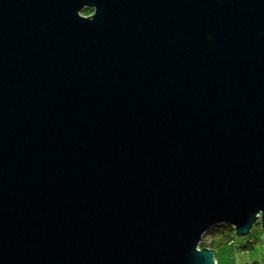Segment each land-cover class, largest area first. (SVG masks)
Returning <instances> with one entry per match:
<instances>
[{"label":"water","instance_id":"1","mask_svg":"<svg viewBox=\"0 0 264 264\" xmlns=\"http://www.w3.org/2000/svg\"><path fill=\"white\" fill-rule=\"evenodd\" d=\"M257 220L264 0H0V264H215Z\"/></svg>","mask_w":264,"mask_h":264},{"label":"rangeland","instance_id":"2","mask_svg":"<svg viewBox=\"0 0 264 264\" xmlns=\"http://www.w3.org/2000/svg\"><path fill=\"white\" fill-rule=\"evenodd\" d=\"M80 12L81 15L88 16L92 14L93 10L91 7H85ZM227 230V224H215L206 230L201 239L205 240L206 242L216 241L220 237V234ZM262 232L263 230L260 226V222L257 220L253 224L249 233L245 236H237L234 234L232 241H226L220 245L215 243L214 246L211 247L201 246L199 242L198 247L213 248L215 250L213 256L217 260L218 264H235L259 261L264 259L261 241ZM247 241L254 245L252 247L243 249L240 245H243Z\"/></svg>","mask_w":264,"mask_h":264},{"label":"trees","instance_id":"3","mask_svg":"<svg viewBox=\"0 0 264 264\" xmlns=\"http://www.w3.org/2000/svg\"><path fill=\"white\" fill-rule=\"evenodd\" d=\"M234 236V229L228 225V230L227 231H223L220 234V237L216 240V241H210V242H206L205 240L201 239L200 240V245L201 246H214V244L216 243L217 245H220L226 241H232ZM254 244L249 243L248 241L245 242L243 245H240L243 249L252 247ZM216 246V245H215ZM239 247V246H238ZM236 264V263H235ZM239 264H264V259L259 260V261H252V262H245V263H239Z\"/></svg>","mask_w":264,"mask_h":264},{"label":"bare ground","instance_id":"4","mask_svg":"<svg viewBox=\"0 0 264 264\" xmlns=\"http://www.w3.org/2000/svg\"><path fill=\"white\" fill-rule=\"evenodd\" d=\"M215 264H218L217 260L215 259Z\"/></svg>","mask_w":264,"mask_h":264},{"label":"built area","instance_id":"5","mask_svg":"<svg viewBox=\"0 0 264 264\" xmlns=\"http://www.w3.org/2000/svg\"><path fill=\"white\" fill-rule=\"evenodd\" d=\"M236 264H238V263H236Z\"/></svg>","mask_w":264,"mask_h":264},{"label":"crops","instance_id":"6","mask_svg":"<svg viewBox=\"0 0 264 264\" xmlns=\"http://www.w3.org/2000/svg\"><path fill=\"white\" fill-rule=\"evenodd\" d=\"M264 254V253H263Z\"/></svg>","mask_w":264,"mask_h":264},{"label":"flooded vegetation","instance_id":"7","mask_svg":"<svg viewBox=\"0 0 264 264\" xmlns=\"http://www.w3.org/2000/svg\"><path fill=\"white\" fill-rule=\"evenodd\" d=\"M92 9V8H91Z\"/></svg>","mask_w":264,"mask_h":264}]
</instances>
